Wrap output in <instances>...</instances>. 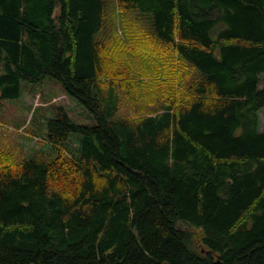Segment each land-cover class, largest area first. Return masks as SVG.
<instances>
[{"label": "trees", "instance_id": "trees-1", "mask_svg": "<svg viewBox=\"0 0 264 264\" xmlns=\"http://www.w3.org/2000/svg\"><path fill=\"white\" fill-rule=\"evenodd\" d=\"M47 77L95 122L0 148V264H264V0H0V104Z\"/></svg>", "mask_w": 264, "mask_h": 264}, {"label": "rangeland", "instance_id": "rangeland-1", "mask_svg": "<svg viewBox=\"0 0 264 264\" xmlns=\"http://www.w3.org/2000/svg\"><path fill=\"white\" fill-rule=\"evenodd\" d=\"M57 106L65 107L71 118L79 123L95 122L80 101L67 95L58 79L47 77L40 83L24 81L19 98L5 99L0 104V148L13 152L18 160L44 156L51 148L46 139L45 121ZM35 109L37 114L31 120ZM260 121L264 130V108L260 112Z\"/></svg>", "mask_w": 264, "mask_h": 264}]
</instances>
